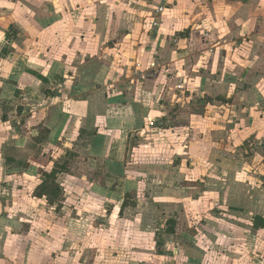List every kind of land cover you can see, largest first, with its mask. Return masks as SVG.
Returning a JSON list of instances; mask_svg holds the SVG:
<instances>
[{"label": "crops", "instance_id": "1", "mask_svg": "<svg viewBox=\"0 0 264 264\" xmlns=\"http://www.w3.org/2000/svg\"><path fill=\"white\" fill-rule=\"evenodd\" d=\"M263 63L264 0H0V159L5 142L27 141L26 111L44 119L47 141L74 139V154L87 160L67 166L70 195L91 188L117 218L140 173L165 172L173 159L181 172L184 157L207 173L200 156L216 155L235 132L245 144L264 136L253 111L264 104ZM5 168V177L18 175ZM30 172L17 204L0 196V264H38L41 249L72 240L71 224L57 234L37 228L65 196L59 206L35 198L41 177ZM188 253L181 264H203L197 243Z\"/></svg>", "mask_w": 264, "mask_h": 264}, {"label": "rangeland", "instance_id": "2", "mask_svg": "<svg viewBox=\"0 0 264 264\" xmlns=\"http://www.w3.org/2000/svg\"><path fill=\"white\" fill-rule=\"evenodd\" d=\"M221 22L217 17L213 26L220 29ZM32 111L39 114L36 109ZM253 111L264 121V104ZM32 115L26 111L19 119L22 132L29 136L27 141L13 140L2 145L0 166L5 170V166L18 167L10 170L12 175L18 174L15 178H7L0 171V196L9 205L17 204L26 195L22 188L24 178L20 177L23 172L31 174L33 168L49 172L54 163H67L69 168L87 164L84 156L74 154L79 149L77 141L68 139L67 146L64 139L47 141L45 120ZM235 134L230 139L223 137L227 139L226 145L217 146L216 155L212 152L204 158L201 152L197 153L201 160L209 158L207 173L204 169L196 170L195 161L189 169L187 165L193 161L184 157L181 172L175 170L179 162L173 159L168 161L165 172L140 173L134 177L139 181V189L123 197V209L117 218H108L110 205L106 206L91 188H87V193L85 189L80 195H70L66 188L67 173L59 174L61 197L56 203L65 196L64 208L59 213L54 209L49 212L47 207L46 214H39L40 221L35 224L56 234L71 224L72 240L54 252L41 249L36 263L42 264L47 259L46 264H181L197 243L204 255L203 264H264V230L251 227L254 217L264 216V136L245 144L242 141L245 133ZM130 145L126 152L129 161L130 147L134 144ZM83 175L88 179L93 173L90 170ZM162 200L171 203L164 205ZM170 229L173 233H169ZM182 232L195 235L196 240L184 238ZM61 241L56 240L55 244L60 246Z\"/></svg>", "mask_w": 264, "mask_h": 264}, {"label": "trees", "instance_id": "3", "mask_svg": "<svg viewBox=\"0 0 264 264\" xmlns=\"http://www.w3.org/2000/svg\"><path fill=\"white\" fill-rule=\"evenodd\" d=\"M39 173L41 181L40 184L35 188L33 196L38 199L44 198L47 204L53 205L61 197L60 187L57 183V177L59 174L68 173L67 163H54L52 169L49 172L40 169ZM252 225L255 230H264V216L254 217ZM169 233H173V229H170Z\"/></svg>", "mask_w": 264, "mask_h": 264}, {"label": "built area", "instance_id": "4", "mask_svg": "<svg viewBox=\"0 0 264 264\" xmlns=\"http://www.w3.org/2000/svg\"><path fill=\"white\" fill-rule=\"evenodd\" d=\"M163 10H164V7H163V6H160V7L155 11V14H156V15H161L162 12H163ZM153 25L156 26V23H154ZM148 125H149L150 127H153V126H154V122H153V121H149V122H148Z\"/></svg>", "mask_w": 264, "mask_h": 264}]
</instances>
